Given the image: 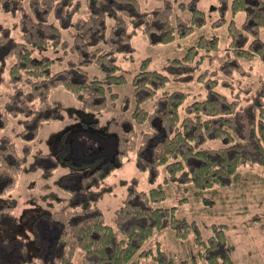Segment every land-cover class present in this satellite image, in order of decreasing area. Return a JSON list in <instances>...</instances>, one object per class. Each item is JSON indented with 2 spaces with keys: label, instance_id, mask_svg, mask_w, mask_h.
Returning a JSON list of instances; mask_svg holds the SVG:
<instances>
[{
  "label": "trees",
  "instance_id": "1",
  "mask_svg": "<svg viewBox=\"0 0 264 264\" xmlns=\"http://www.w3.org/2000/svg\"><path fill=\"white\" fill-rule=\"evenodd\" d=\"M197 1L162 0L144 8L139 0H87L88 13L75 17L80 0H0L6 11L19 12L12 27L20 35L17 40L11 27L0 24V60L12 57L11 88L0 120L22 117L19 121L38 133L45 123L61 117L52 92L63 87L76 98L72 113L88 114L90 124L84 126H94L71 132L67 142L54 148L48 145L49 152L70 153V161L80 155L81 169L73 167L78 170L73 172L62 166L67 172L57 178L60 186H74L67 188L72 199L56 209L32 206L19 216L9 210L2 213L0 264H75L77 250L79 264H141L142 259V264H198L197 256L202 264L234 263L225 224H211V233L204 238L197 221L181 214V206L193 197L211 210L214 199L223 196L216 187H241V196L246 190L255 196L256 190H264V170L252 169L264 168V90L245 89L247 93L218 79L217 70L200 66L206 55L218 50L220 38L214 29L224 25L228 8L226 63L230 68L226 72H243L242 60L264 56L260 38L264 0H230L229 7L220 0L224 3L211 21ZM240 11L244 17L237 24L233 16ZM70 25L71 37L64 39L61 27ZM137 30L151 42L155 38L161 43L198 31L184 52L169 60L168 74L148 68L146 57L131 77V93L119 95L113 86L128 81L118 63L119 53L130 52ZM47 48L65 54L69 50L72 59L51 71L52 57L32 54V49ZM91 63L101 75L90 74ZM180 78L203 82L207 89L203 97L168 88L170 80ZM148 101L153 103L145 106ZM104 109L110 110V117L102 125ZM131 155L137 169L147 173L150 186L140 188L136 177L124 181L125 193L113 209V223L106 222L95 204L97 188ZM24 160L14 140L0 134V205L5 201L2 190L18 179ZM38 160L33 161L36 167L41 165ZM173 187L180 193L176 203L160 205ZM165 228L182 239L192 233L201 249L188 254V241L179 242L184 243L182 251H168L159 241L154 249L144 247L148 238Z\"/></svg>",
  "mask_w": 264,
  "mask_h": 264
},
{
  "label": "rangeland",
  "instance_id": "2",
  "mask_svg": "<svg viewBox=\"0 0 264 264\" xmlns=\"http://www.w3.org/2000/svg\"><path fill=\"white\" fill-rule=\"evenodd\" d=\"M81 6L76 16H85L89 11L87 0H80ZM141 7L152 8L158 5L162 0H139ZM230 0H226V5L229 7ZM224 2L220 0H198L197 4L203 8L207 15V20L211 21L218 16V8ZM176 11L179 9L175 6ZM19 12L6 11L0 3V24L11 27V35L17 40L20 39L19 30L12 27V23L17 20ZM226 19L223 26L214 29V32L219 36L218 50L206 55L201 68L207 67L209 69L217 70L218 79L224 80L225 83L233 84L235 87L246 91L249 89L250 93H258L264 90V56H254L251 60H242L244 71H227L230 68V63H226V56L228 55V37L226 36V25L231 17L229 8L226 9ZM237 24L243 20L244 13L237 12L234 16ZM50 19L58 24L57 20L50 16ZM59 25V24H58ZM208 26V24H207ZM61 27L64 39H70L71 28ZM210 28V27H209ZM198 31V30H197ZM194 31L192 35L185 38L176 39L169 43L156 42L155 38L151 42L149 36L142 34L137 30L130 40V52L119 53L118 63L121 70L126 74L128 81L122 85H114L113 89L119 95L131 93L132 86L130 84L131 77L134 72L138 70L142 59L149 57L148 68L157 69L163 73H169L168 62L173 57L180 56L185 47L190 44L194 37L197 35ZM260 38L264 41V29L260 30ZM32 54L35 56L47 55L53 58L50 69L55 71L60 67L68 64V60L72 59L73 53L68 50L65 54L61 49L47 48L40 52L39 50L32 49ZM60 56V57H59ZM12 57L0 60V109L3 108L4 102L8 99L10 92V83L8 77V70L11 64ZM222 64L225 67L222 68ZM225 68V69H224ZM90 74L96 73L101 75L100 71L94 64L87 66ZM224 71H223V70ZM230 80V81H227ZM168 88L180 89L190 93L197 94V97H203L205 94L206 86L203 82L196 80L185 81L180 79L170 80ZM247 89V90H245ZM248 93V92H247ZM54 104L59 110V116L45 123L38 133L33 134L30 125H23L19 120L22 117L10 116L4 122L0 120V134H8L11 140H14L20 153L25 155L23 162V169L19 173L18 179L12 183L11 187L6 188L1 192V198L4 203L0 205V216L7 210L14 216H19L21 211L25 208H46L56 209L65 206L68 200L72 199V194L67 188L73 189L74 186H60L57 178L67 170L60 164H53L40 158L49 154L47 140L49 135L62 128L65 124L74 122L76 116L72 111L68 113V109H72L74 104H77L76 98L66 91L63 87H56L52 92ZM153 102L148 101L144 103L149 106ZM110 110H102L101 124L104 125L105 119L107 120ZM37 134V135H36ZM131 155L130 159H124L123 163L118 168L114 169L108 177L104 179L102 184L98 186L97 204L102 212L106 222L113 223V209L117 206L125 193L124 181L129 180L131 177L138 179V185L142 189L150 186L147 179V173L137 169L135 161ZM35 157H38L41 165L33 164ZM42 159V161H41ZM252 169L264 170L261 166H253ZM160 174L163 175L162 170ZM160 179V177H159ZM101 187V188H100ZM219 193L223 196L216 197L213 202L211 210H207L203 205L201 199L190 197L188 202L181 206V214L187 219L196 220L202 236L207 237L211 233V224H225L224 232L227 235L228 242L232 245V259L233 264H264V190L259 188L256 190V196L250 191L246 190L241 196V187H216ZM244 189V188H242ZM255 190V189H254ZM78 196H80L78 194ZM210 196V195H206ZM180 197L178 189L173 187L172 194L160 202V205L169 206L176 203V199ZM211 197V196H210ZM80 198H82L80 196ZM84 198V197H83ZM212 198V197H211ZM82 200V199H81ZM79 201V200H78ZM77 201V202H78ZM1 203V201H0ZM12 205L11 208H5ZM212 204V203H211ZM245 206V207H242ZM1 220V219H0ZM45 232V231H44ZM159 241L161 246L168 251H182L183 244L179 242L188 241L190 244L188 254L197 253L201 246L194 244V236L190 233L186 238H179L171 236L170 230L165 228L154 236L148 238L144 242V247H152L154 249L155 242ZM183 255V254H182ZM188 256V255H186ZM144 259L141 260L142 262ZM198 264H202L203 260L198 256L196 258ZM75 264H79V251H76L74 256Z\"/></svg>",
  "mask_w": 264,
  "mask_h": 264
},
{
  "label": "flooded vegetation",
  "instance_id": "3",
  "mask_svg": "<svg viewBox=\"0 0 264 264\" xmlns=\"http://www.w3.org/2000/svg\"><path fill=\"white\" fill-rule=\"evenodd\" d=\"M71 111L72 109H68V113H70ZM74 111H76L75 114L73 113V115L76 116L75 121L65 124L62 128L50 134L49 139L47 140V143L49 144V146H52L54 148L57 144H62V143L67 142L71 132H74L76 130L88 129L89 127L90 128L94 127L91 125H88V127L84 126V123H89V120H87L89 116L88 114H81V112L78 110H74ZM96 129L103 135V130L101 127L100 128L98 127ZM96 141L98 143L101 142L100 139H98V137L96 138ZM70 158H72V155L70 153L68 154L65 153L64 155H61L58 151L51 150L49 152V157L46 160L47 162H52L53 164H60L61 166H66L71 169L73 167L81 169L80 163L77 161L80 158V155L77 154V156H73L74 158L73 161H70ZM72 164H76L77 166H73ZM72 171L74 172L78 170L73 168ZM69 172L71 173V170Z\"/></svg>",
  "mask_w": 264,
  "mask_h": 264
}]
</instances>
